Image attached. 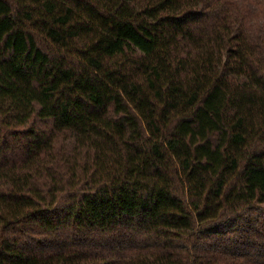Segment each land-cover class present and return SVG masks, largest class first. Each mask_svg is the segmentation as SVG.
<instances>
[{
    "label": "trees",
    "instance_id": "16d2710c",
    "mask_svg": "<svg viewBox=\"0 0 264 264\" xmlns=\"http://www.w3.org/2000/svg\"><path fill=\"white\" fill-rule=\"evenodd\" d=\"M0 264H264V0H0Z\"/></svg>",
    "mask_w": 264,
    "mask_h": 264
}]
</instances>
